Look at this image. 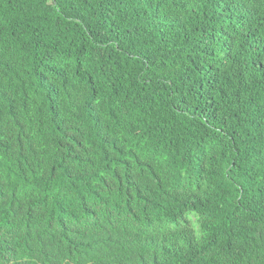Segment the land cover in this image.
Segmentation results:
<instances>
[{"label":"trees","instance_id":"16d2710c","mask_svg":"<svg viewBox=\"0 0 264 264\" xmlns=\"http://www.w3.org/2000/svg\"><path fill=\"white\" fill-rule=\"evenodd\" d=\"M0 264H264V0H0Z\"/></svg>","mask_w":264,"mask_h":264}]
</instances>
